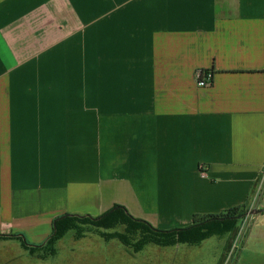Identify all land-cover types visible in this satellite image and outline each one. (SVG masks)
Masks as SVG:
<instances>
[{"label":"crops","instance_id":"0c3cea01","mask_svg":"<svg viewBox=\"0 0 264 264\" xmlns=\"http://www.w3.org/2000/svg\"><path fill=\"white\" fill-rule=\"evenodd\" d=\"M115 205L163 230L264 208V0H0V252L55 257L17 236Z\"/></svg>","mask_w":264,"mask_h":264},{"label":"rangeland","instance_id":"374dc122","mask_svg":"<svg viewBox=\"0 0 264 264\" xmlns=\"http://www.w3.org/2000/svg\"><path fill=\"white\" fill-rule=\"evenodd\" d=\"M122 226L114 229L98 230L88 224L77 225L57 241L58 253L46 260H36L31 264H264V210L250 214L237 226L232 240V233L213 235L200 246L182 245L174 248H163L154 244L133 256L128 254L119 241L105 252L95 234L107 235L122 232ZM89 234L85 242L76 241L77 233ZM81 235V236H82ZM79 238V237H78ZM115 239V238H114ZM97 241V244L95 242ZM29 243V242H28ZM36 245V244H33ZM121 246V247H119ZM122 248V249H120ZM121 250V251H120ZM39 249H35L38 252ZM2 252V251H1ZM0 252V264H30L22 256L12 252Z\"/></svg>","mask_w":264,"mask_h":264},{"label":"trees","instance_id":"16d2710c","mask_svg":"<svg viewBox=\"0 0 264 264\" xmlns=\"http://www.w3.org/2000/svg\"><path fill=\"white\" fill-rule=\"evenodd\" d=\"M245 205L228 208L219 214L194 215L190 225L182 228L163 230L154 227L149 222L133 217L125 207L115 205L107 212L98 215H76L65 214L56 219L51 235L42 246H31L22 238L17 236L28 249L44 248V257L55 253V243L77 223L88 224L96 229L108 230L122 226V232L107 235L100 232L104 239L115 238L131 253H137L147 244L160 246L173 245L176 243L199 244L204 239L227 231L236 230L239 222L246 215ZM82 233H77L80 237Z\"/></svg>","mask_w":264,"mask_h":264},{"label":"built area","instance_id":"2783aa9c","mask_svg":"<svg viewBox=\"0 0 264 264\" xmlns=\"http://www.w3.org/2000/svg\"><path fill=\"white\" fill-rule=\"evenodd\" d=\"M213 79V73L210 70H197L196 83L198 86H208Z\"/></svg>","mask_w":264,"mask_h":264},{"label":"water","instance_id":"95a60500","mask_svg":"<svg viewBox=\"0 0 264 264\" xmlns=\"http://www.w3.org/2000/svg\"><path fill=\"white\" fill-rule=\"evenodd\" d=\"M263 210H264V208L263 209H250L249 211L246 212V215L257 214V213H260Z\"/></svg>","mask_w":264,"mask_h":264}]
</instances>
